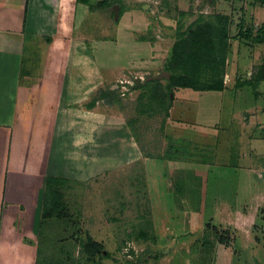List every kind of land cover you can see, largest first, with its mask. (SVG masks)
<instances>
[{
  "label": "rangeland",
  "instance_id": "1",
  "mask_svg": "<svg viewBox=\"0 0 264 264\" xmlns=\"http://www.w3.org/2000/svg\"><path fill=\"white\" fill-rule=\"evenodd\" d=\"M101 1L75 13L73 73L85 89L71 104L104 122L100 137L80 138L83 149H65L59 177L67 216L43 232L36 222L27 225L35 263L264 264V134L239 137L245 119L233 116L252 106L255 88L246 86L245 99L227 114L217 92L174 89L169 123L158 102L138 105L142 90L132 89L151 79L165 86L177 34L219 15L231 21L229 41L241 44L234 42L233 54L246 49L247 61L264 33V2L108 0L114 4L101 9ZM110 90L112 97L101 96ZM87 236L103 247L93 260L81 248Z\"/></svg>",
  "mask_w": 264,
  "mask_h": 264
},
{
  "label": "crops",
  "instance_id": "2",
  "mask_svg": "<svg viewBox=\"0 0 264 264\" xmlns=\"http://www.w3.org/2000/svg\"><path fill=\"white\" fill-rule=\"evenodd\" d=\"M80 5L77 0H0V264H35L37 242L27 225L36 222L39 229L46 178H61L65 149H83L81 137H100L102 117H86L90 113L71 104L75 92L85 89L73 73L72 29ZM253 41L247 61L246 49L233 54L234 42L241 44L229 41L225 89L217 92L222 114L245 99L247 85L236 84L252 82L264 69V33ZM254 85L252 106L233 113L245 119L238 122L239 137L264 134L255 133L257 126L264 129V80ZM166 121H172L170 114ZM109 125L116 137V122Z\"/></svg>",
  "mask_w": 264,
  "mask_h": 264
},
{
  "label": "trees",
  "instance_id": "3",
  "mask_svg": "<svg viewBox=\"0 0 264 264\" xmlns=\"http://www.w3.org/2000/svg\"><path fill=\"white\" fill-rule=\"evenodd\" d=\"M77 3L92 9L90 0H77ZM114 3H119V0ZM114 3L103 0L98 3V6L102 9ZM230 23L229 17L219 15L213 22H195L179 32L166 64V70L170 72L167 84L162 86L159 81L154 79L142 83L137 82L132 89L142 90L138 96V105L146 98L148 102H158L166 119L171 108L170 95L174 89H190L194 92H222L225 89L224 73L226 56L229 51ZM263 72L264 69H260L252 82L237 83L236 87L241 88L247 85L254 88V84L264 80ZM151 85L153 87L148 88ZM113 94L114 91L110 90L107 93H102L101 96L112 97ZM148 102L143 104L144 108L149 105ZM93 105L94 101L87 107L91 109ZM139 112L147 113L143 108L139 109ZM65 183L66 180L63 178H46L40 232L49 226L52 219L60 220L63 216H67L62 201V189ZM81 248L88 260H93L103 252L102 245L93 241L89 236L81 244Z\"/></svg>",
  "mask_w": 264,
  "mask_h": 264
},
{
  "label": "water",
  "instance_id": "4",
  "mask_svg": "<svg viewBox=\"0 0 264 264\" xmlns=\"http://www.w3.org/2000/svg\"><path fill=\"white\" fill-rule=\"evenodd\" d=\"M113 9H114V11H116V10H117V6H114V8H113ZM116 17H117V14L115 13V18H116ZM164 76H165V78H166V79H168V78H169V75H168V73H165V74H164Z\"/></svg>",
  "mask_w": 264,
  "mask_h": 264
}]
</instances>
